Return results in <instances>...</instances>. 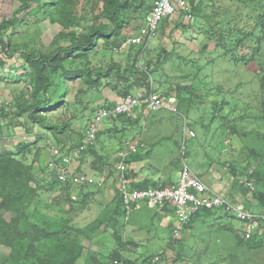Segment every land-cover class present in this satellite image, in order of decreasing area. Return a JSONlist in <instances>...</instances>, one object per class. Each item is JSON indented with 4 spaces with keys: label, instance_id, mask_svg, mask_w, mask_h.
<instances>
[{
    "label": "rangeland",
    "instance_id": "obj_1",
    "mask_svg": "<svg viewBox=\"0 0 264 264\" xmlns=\"http://www.w3.org/2000/svg\"><path fill=\"white\" fill-rule=\"evenodd\" d=\"M143 1L144 4L139 7L130 1L129 7L121 11L125 13L124 26L120 31L117 30L121 39L141 34L144 16L151 4V0ZM103 2L76 0V15H84L88 19L73 30L87 33L94 21L96 24L102 22L93 17L101 12ZM199 2L200 12L194 14L191 10V20L183 14L165 18L163 21L166 23H160L157 35L142 46L141 51L138 50L139 46H135L132 52L130 49L127 53L126 50L115 53L109 42L99 41L94 53L89 55L90 69L105 70L112 63L123 69L138 51V67H145L146 63L152 62L156 67L154 62L164 50L171 54L156 67L158 72L153 74V91L161 94L169 88V96L176 97L177 87L182 89L181 96L176 97L174 104L176 111L161 109L148 112L144 116L145 120L132 126L125 119L117 122L112 121V118L105 120L101 125L99 140L94 144L95 151L107 157L108 162L115 166L118 162L117 153L121 150L119 141H122L123 149H127V145L137 141L136 137L142 132L148 141L147 145L153 146L154 154H171L177 159L185 127L195 133V138L185 143L184 159L192 172L207 180L209 175L214 178L215 173L227 176L230 167L231 171L239 174H243L246 168L255 175L259 171L261 173L258 178L253 176L255 186L263 184L259 189L264 191V111L261 110L263 96L259 83V75L264 78V25L260 22V16L264 13V0H255L246 6L239 0ZM21 5L22 0H0V23L14 17L22 19L14 30V43L26 44L28 50L36 53L47 52L53 38L63 29L47 20H41L39 16H29V10L20 11ZM190 8H193L191 3ZM176 24L184 27L175 28ZM113 29L110 24L108 31ZM213 32L222 34L225 42L223 46L217 45V37L209 40L207 36ZM244 33L249 36L237 47L236 54L231 50L224 55ZM255 47H259L256 53L258 56L250 60ZM0 56L5 63L0 67V105H10L5 110L8 116L0 128V156L11 154L24 165L32 164L35 175L32 186L36 188L37 200L31 204L29 213L35 212L36 217L39 213L40 218L48 223L67 222L68 227L80 231L71 234L70 238L81 247L80 256L73 264H109L115 250L121 255L122 264H150L143 261H151L152 258L153 264H264V246L248 249L239 245L236 232L232 229H238L241 224L230 216H224L222 210L216 211L215 216L194 219L188 230L183 232L184 235L174 239L169 230L157 228L161 215H155L153 210L146 207L132 212L127 225L121 220L122 225L119 223V227L111 222L107 225L114 207L112 196L107 190L87 187L83 190L77 188L61 191L52 188L50 182L54 175L45 166L48 144L52 142L65 149L78 143L92 115L119 97L109 86L122 85L115 78L116 66L110 78L102 80L97 90L86 92V85L78 79L65 83L66 92L61 104L52 110L43 111L47 121L69 125L63 134H55L31 121L26 110H23L21 116L16 115L19 109L27 108L32 102V85L29 82L31 69L18 52L8 58L0 49ZM241 56L246 60L235 61ZM113 127H116L117 132L104 133ZM235 131L238 133L234 134ZM22 147L24 149L20 152ZM144 150L145 147L142 148ZM177 160L180 168L181 161L179 158ZM93 161L92 154H84L77 164L81 173L95 174L91 168ZM161 163L156 161V166L152 165L156 168ZM149 166L146 168L150 169ZM163 168L167 169L168 166ZM224 168L227 171L221 172ZM88 191L93 194L83 199L84 193ZM249 196L239 199L246 210L253 214L264 210L260 202L257 207H250L252 197L248 202ZM137 225L133 229L129 228ZM111 226L118 229L119 241ZM139 227L142 231L136 230ZM21 229H24V224ZM60 240H65L63 235ZM51 242L39 240L34 245L31 258L27 259L23 257L30 251L27 241L20 246L19 254L10 247L0 245V264H39L38 258L50 251L53 253L50 256L51 263L62 264L66 254L52 249Z\"/></svg>",
    "mask_w": 264,
    "mask_h": 264
},
{
    "label": "trees",
    "instance_id": "obj_2",
    "mask_svg": "<svg viewBox=\"0 0 264 264\" xmlns=\"http://www.w3.org/2000/svg\"><path fill=\"white\" fill-rule=\"evenodd\" d=\"M131 4L139 7L144 4L143 0H104L102 3L101 12L93 17L94 20L101 19L102 22L96 24L94 21L89 27L87 33H79L73 30L74 27L79 26V24L87 20L88 18L84 15L77 16L78 12L76 9V0H22V5L20 6V11L29 10L27 13L29 16H39L41 20H47L53 25H58L63 29L59 32L52 40L47 52H34L28 50L26 44L19 45L14 43L12 37L15 36L14 30L16 25H18L22 19L17 17L11 20H2L0 23V49L5 57H11L14 53L18 52L24 59L31 72L29 73V82L32 85L31 98L32 102L27 108L19 109L20 111L16 113L17 116H21L23 110H26L27 117L38 123L40 126L45 128L50 133L63 134L69 127L68 124L63 123L57 125L51 121H47L46 116L43 115V111L52 110L59 106L62 102L64 93L66 92L65 83L69 80H80L86 85V92L92 91L94 89H99L102 80L110 78L112 70L115 71L116 81L122 85H109L114 91L117 92L119 97H125L131 95L132 91L141 90L149 91L151 88V81L153 80V74L157 73V66H160L162 60H167L171 53L162 51L159 54L158 59L154 62L146 63L145 67H138V55L140 54L143 45L139 46L140 51L133 54L132 61L127 65V67H122L120 65H109L107 69L95 68L90 69L89 66V55H92L96 50L99 41L109 42L112 45V50L118 48L121 43L126 39L119 37V31L122 26H124L123 15L121 11H125L127 7ZM193 6L192 13L197 14L200 12V3L195 4V0H189ZM255 0H239L243 5H249ZM152 4V0H151ZM150 6L147 8L145 15L150 11ZM34 9H31L33 6ZM145 17V16H144ZM260 22L262 26L264 25V13L260 16ZM166 23L163 21V24ZM114 27L113 30L108 31L109 25ZM179 26L184 27L182 24H176L175 28ZM117 30H119L117 32ZM242 38L236 39L232 44V49L226 50L224 55H227L228 51H233L236 54L237 47H240L249 36L247 33L242 34ZM245 35V36H244ZM209 40L217 37V45H224V38L221 33H210L208 36ZM259 44L261 41L259 40ZM136 45H130L126 53L134 49ZM260 45L259 47H261ZM259 47H255L252 50L250 60L257 57V50ZM252 49V48H251ZM227 52V53H226ZM138 54V55H137ZM161 55V56H160ZM130 56V55H129ZM246 60L244 57H238L235 61ZM5 63L2 61L0 56V67H3ZM77 67H74L76 66ZM80 65V66H79ZM23 68V67H21ZM121 70V72H120ZM28 74V73H27ZM260 89L262 91V108L264 111V78L259 75ZM153 90V88H152ZM170 90H164L161 93L166 99L170 96ZM181 88L178 86L175 91V96L179 98L181 95ZM85 93V92H84ZM224 104V103H223ZM111 107V104L109 106ZM4 112V115H3ZM231 111H229V114ZM5 110H2L1 119L4 122ZM262 118L264 119V113H262ZM124 120L128 122L129 125L136 124L132 117L119 116L112 118V121L117 122L118 120ZM224 119V117H222ZM1 128V125H0ZM116 127L109 129L104 133L117 132ZM85 132V131H84ZM102 132L100 131L97 135L96 142L99 140V136ZM238 133V131H235ZM83 136V133L81 137ZM81 140V138H80ZM74 144L77 146L80 143ZM52 143V142H50ZM119 146L121 150L124 148L122 146V141H119ZM24 147L20 149V152ZM92 154L94 156V161L91 162V168L94 173H102V170L107 167L109 171L113 166V163L108 162L107 157H102L95 151V145L90 147L85 154ZM139 158L138 153L132 154L127 157L126 163L130 164ZM119 161V159H117ZM231 168V167H230ZM231 170V169H230ZM34 169L31 165H24L21 161L15 160L11 154L0 156V245L5 247H10L12 251L16 254L21 253V245L23 242H28V249L23 257L31 258V254L34 251V245L41 239H46L53 241V248L55 251H62L66 254V259L63 260L62 264H73V262L80 256L81 247L78 246L71 238V234H78L80 232L78 229H73L68 227L67 222L61 224L59 223H48L42 220L39 216L36 217L35 212H28L33 201L37 200L36 188L32 186L34 180ZM80 168L77 169V172ZM247 171V168L245 169ZM261 172H257V175L253 172L248 175V178H252L254 175L258 178ZM254 178V177H253ZM255 181V179H254ZM261 184V181L258 179ZM255 185V184H254ZM263 186V184H261ZM259 186L260 188L262 186ZM52 188L71 191L72 188L63 186L58 183L54 178L50 182ZM145 186V184H144ZM255 186V191L253 195L258 198V201L264 206V191ZM84 188V187H82ZM81 188V189H82ZM144 188V187H137ZM147 188V187H145ZM153 188H158L153 186ZM162 188V187H159ZM87 189V188H86ZM96 187H92V190ZM83 190V189H82ZM97 190H99L97 188ZM93 193H84L83 199L88 198ZM68 199L72 202L71 198ZM84 201V200H83ZM114 207L110 213L107 225L111 222L116 226L119 223L122 225L120 220L124 218V212L122 207V201L119 199L118 194L115 193L113 198ZM215 211L212 210H200L191 219V222L185 227L188 228L197 217H209L214 214ZM37 214V212H36ZM227 215H230L226 213ZM232 217V215H230ZM24 224V229H21V225ZM112 228V229H111ZM111 230H115L114 235L119 241V232L116 227L111 226ZM65 240H60L61 236ZM237 243L241 246H246L248 249L260 248L264 246V237L253 236L249 240H243L236 233ZM53 253L46 252L42 257L38 258L39 264H52L50 261V256ZM111 261L117 260L122 264V257L118 251L112 253ZM153 258L144 259L143 263L153 264ZM111 263V262H110Z\"/></svg>",
    "mask_w": 264,
    "mask_h": 264
},
{
    "label": "built area",
    "instance_id": "obj_3",
    "mask_svg": "<svg viewBox=\"0 0 264 264\" xmlns=\"http://www.w3.org/2000/svg\"><path fill=\"white\" fill-rule=\"evenodd\" d=\"M181 14L188 20L192 19L190 4L187 0H153L150 11L144 17V28L141 30V35L126 39L118 48L114 49V52H124L132 44L145 46L151 38L157 35L159 25L165 18L177 17ZM175 102L173 97L166 100L159 93L153 91L152 88L149 91L138 90L134 94L120 97L111 107L99 108L92 115L77 146L61 149L49 143L45 161L46 168L53 173L59 184L70 188L96 187L103 189L111 183L110 179L114 178L116 181L115 191L122 201L125 220L141 203L155 209L172 208L174 221L172 222L171 232L174 239L180 237L185 227L191 222L192 217L200 210H222L232 215L241 223L242 227L239 229L238 234L243 240L247 241L253 236L264 237V214H253L247 211L241 203L232 204L228 202L220 189L204 182L188 167L183 159L186 152L185 143L188 139L195 138V133L192 130H186L185 127L179 149L182 164L175 185L163 188H134L130 186V180L125 176L128 168L125 160L131 154L137 153L138 149L142 147L138 141L128 144L127 149L118 151L119 161L113 170L116 173L112 171L115 173V177L106 168L102 170V173L95 174L78 173L76 171L77 164H79L85 152L95 144L101 125L105 120L119 116L134 117V114L139 111L144 115L161 109L176 111ZM1 115L0 111V125L5 122L2 121ZM240 183L245 184L248 189L254 191V180L252 178L240 181ZM109 264H121V262L114 260Z\"/></svg>",
    "mask_w": 264,
    "mask_h": 264
},
{
    "label": "crops",
    "instance_id": "obj_4",
    "mask_svg": "<svg viewBox=\"0 0 264 264\" xmlns=\"http://www.w3.org/2000/svg\"><path fill=\"white\" fill-rule=\"evenodd\" d=\"M198 3H200L199 0H195V4H198ZM119 99H120V97H117L116 99H113V102H110V101L109 102L111 104H114ZM144 116L145 115L143 113H141V111L137 112V114L135 113L133 118H134L136 124L138 123V121L145 120ZM136 124H134V125H136ZM139 134L136 138L138 141H140L144 145L145 150L143 152L142 149L139 148L138 152H137L139 155V158L136 159L135 161L131 162L130 164H127L128 168H127V171L125 172V176H126V178H128L130 180V186L134 187V188H137V187H144L145 188V187H153V186H156L158 188L159 187L163 188L165 186L175 185L178 181L179 170L181 168V167L179 168V163H178L179 161L177 160L178 158L181 161L180 165L182 164V158L180 157V155H178V158L176 159L174 157V155H171V154H165V153L160 154V155L154 154L152 152L153 146L147 145L148 141H146L144 139L142 132H139ZM188 140H190V139H188ZM179 149H180V147H179ZM185 149H186V145H185ZM184 157L185 156H183V159H184ZM156 161L162 162L161 165H159L161 168L158 167V165L156 168H154L153 165L156 166V164H154ZM147 164L151 165V166H149L150 169L146 168V166H148ZM164 166H168V168L164 169L163 168ZM78 167H79V165L77 166L76 171H77ZM115 167H116V164H115V166H112L110 172H112L115 169ZM171 167H172V171H170ZM106 169H107V167H106ZM174 170H176L175 173H174ZM223 171H227V169L225 170V168H224L221 172H223ZM229 171H230V173L227 176L223 175V173H220V174L215 173L214 178H212V176L209 175L207 180L203 179L205 177H202V176L200 177L197 174L196 175L198 177H200L204 182L211 184L214 187L216 186L218 189H220V192L223 193L224 198L232 204L241 203V201H239V199L245 198V197H247V195L248 196L250 195L249 196L250 198H247L248 202H250L251 197H252V203L249 204L250 207H253V206L257 207L258 205H260V203L258 202V198L253 195L254 191H251L250 189H248L245 186V184L240 183V181L250 179L247 177V172H249V170L245 171L243 174H239V172H237V171H235V172H233L231 170H229ZM79 172H81V171H79ZM113 172L116 173V171H113ZM113 172H112V175L115 177V173H113ZM210 173H212V172H210ZM175 175L177 176V178L175 177ZM203 176H205V175H203ZM244 177H245V179H244ZM235 179H236L237 183L235 182ZM110 180H111L112 184L109 183L108 186L106 188H103L102 190L109 191V193L111 194L112 199H113L115 196V193H117L115 191V187H114V185L116 184V181L114 178H111ZM144 184H145V186H144ZM94 190H97V188ZM144 207L153 210L154 211L153 213L155 215L156 214L161 215L159 217L160 220L158 222L157 228L164 227L165 229L169 230V232H171L172 222L174 221V215H173L172 208L155 209V208H149L145 204L141 203L138 205V207L134 211H141ZM216 211H218V210H215L213 216L217 215ZM247 211H249V210H247ZM221 212H223V211H221ZM262 212H263V210L261 212H259L258 214H261ZM131 214H130V216H131ZM223 214H224V216H230L224 212H223ZM197 218H199V217H197ZM123 221H121V222L123 224L127 225L126 223H127V221H129V217L127 220L124 219ZM125 225H124V228H125ZM132 225H134V223ZM135 227H138V225L137 226H130L129 228L133 229ZM241 227L242 226L240 225L238 229H232V230L234 231V233L237 232V234H238V231ZM188 228H185L183 230V232L187 231ZM136 230L142 231L141 227H139V229H136ZM183 232L181 233L180 236L184 235Z\"/></svg>",
    "mask_w": 264,
    "mask_h": 264
},
{
    "label": "clouds",
    "instance_id": "obj_5",
    "mask_svg": "<svg viewBox=\"0 0 264 264\" xmlns=\"http://www.w3.org/2000/svg\"><path fill=\"white\" fill-rule=\"evenodd\" d=\"M153 1V0H152ZM188 1V0H187ZM189 3V2H188ZM190 4V3H189ZM144 23V22H143ZM140 32V31H139ZM141 35V34H140ZM140 35H137V36H140ZM136 36V37H137ZM126 39H128V38H126ZM122 44V43H121ZM132 45H136V46H141V45H138V44H132ZM127 51V50H126ZM121 53V52H120ZM152 82V81H151ZM151 85H152V83H151ZM151 88H153L152 86H151ZM135 91H138V90H135ZM147 91V90H146ZM155 92H157L158 93V91H155ZM160 94V93H159ZM161 95V94H160ZM162 96V95H161ZM165 98V97H164ZM170 98V97H169ZM169 98H165L166 100H168ZM174 99H175V101H176V97H173ZM175 104H176V102H175ZM112 105V104H111ZM9 104H4V105H0V111H1V114H2V110L4 111V110H8V108H9ZM81 139H82V137H81ZM81 141V140H80ZM138 141V140H137ZM138 143L139 144H141L142 145V147H140L141 149L144 147V145L140 142V141H138ZM128 146V145H127ZM122 150H124V149H122ZM136 154V153H135ZM132 155V154H131ZM118 163V162H117ZM116 163V164H117ZM79 168V167H78ZM253 173V171L252 172H247V177H248V175L249 174H252ZM251 179V178H250ZM252 179L254 180V178L252 177ZM254 184H255V181H254ZM77 188H82V187H72V189H77ZM84 188H87V187H84ZM254 191H255V185H254ZM259 202V201H258ZM242 204V203H241ZM244 208H245V206H244ZM250 212V211H249ZM225 213V212H224ZM258 214V213H257ZM261 214H264V210H263V212L261 213ZM232 218H234L233 216H232ZM237 233V232H236Z\"/></svg>",
    "mask_w": 264,
    "mask_h": 264
}]
</instances>
